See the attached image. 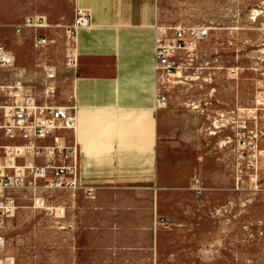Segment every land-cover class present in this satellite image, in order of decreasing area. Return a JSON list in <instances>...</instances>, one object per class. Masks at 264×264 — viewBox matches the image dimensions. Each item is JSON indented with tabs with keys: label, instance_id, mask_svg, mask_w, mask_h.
Returning a JSON list of instances; mask_svg holds the SVG:
<instances>
[{
	"label": "rangeland",
	"instance_id": "374dc122",
	"mask_svg": "<svg viewBox=\"0 0 264 264\" xmlns=\"http://www.w3.org/2000/svg\"><path fill=\"white\" fill-rule=\"evenodd\" d=\"M18 2L0 0V42L16 57L0 69V86L21 82L38 102L54 87L48 99L72 108L66 25L75 0H59V21ZM159 10L161 25L210 28L175 83L160 73L168 99L160 107V170L169 189L157 208L149 193H109L100 211L84 189L38 193L64 215L17 190L3 252L15 264H264V0H159ZM39 16L47 26H24ZM41 36L47 42L37 46Z\"/></svg>",
	"mask_w": 264,
	"mask_h": 264
},
{
	"label": "crops",
	"instance_id": "0c3cea01",
	"mask_svg": "<svg viewBox=\"0 0 264 264\" xmlns=\"http://www.w3.org/2000/svg\"><path fill=\"white\" fill-rule=\"evenodd\" d=\"M26 1L24 11L59 21V0ZM75 4L92 13V26L80 29L77 36L71 108L76 126L62 131L68 143L77 146L80 190L95 188V197H86L98 211L109 193H149L157 208L169 189L160 170L156 102L159 0H75Z\"/></svg>",
	"mask_w": 264,
	"mask_h": 264
},
{
	"label": "built area",
	"instance_id": "2783aa9c",
	"mask_svg": "<svg viewBox=\"0 0 264 264\" xmlns=\"http://www.w3.org/2000/svg\"><path fill=\"white\" fill-rule=\"evenodd\" d=\"M24 26H47L44 16L28 17ZM92 26L91 10L77 6L71 24L66 32L72 36V53L69 65H78L77 36L80 29ZM21 32V26L17 27ZM207 26L176 25L156 26L155 69L159 73L174 74L190 68L197 60L199 44L208 37ZM47 39L36 38L37 46H43ZM16 57L0 42V69L12 68ZM48 80L56 77V71L46 70ZM5 90V101L0 105V264H15V258L5 255L8 241L4 230L8 218L18 208L16 191L28 189L34 194V205L56 215H64L65 207L47 204L42 190L65 189L73 193L81 186L78 166V150L69 144L62 131L75 129L76 120L71 107L49 100L54 87L48 88L45 100L38 102L32 93L26 92L21 82L1 87ZM156 102L165 107L167 97L160 91ZM6 142L1 141V138ZM252 144V142H249ZM87 197L94 198V187H85Z\"/></svg>",
	"mask_w": 264,
	"mask_h": 264
},
{
	"label": "bare ground",
	"instance_id": "6f19581e",
	"mask_svg": "<svg viewBox=\"0 0 264 264\" xmlns=\"http://www.w3.org/2000/svg\"><path fill=\"white\" fill-rule=\"evenodd\" d=\"M181 75V72H179V73H174V74H169V81L170 82H172V83H175V78L177 77V76H180Z\"/></svg>",
	"mask_w": 264,
	"mask_h": 264
}]
</instances>
